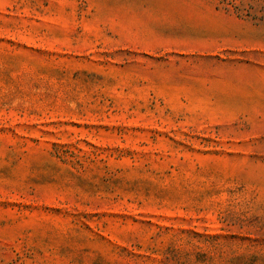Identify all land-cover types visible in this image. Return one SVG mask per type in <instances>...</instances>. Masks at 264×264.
Listing matches in <instances>:
<instances>
[{
	"label": "rangeland",
	"instance_id": "374dc122",
	"mask_svg": "<svg viewBox=\"0 0 264 264\" xmlns=\"http://www.w3.org/2000/svg\"><path fill=\"white\" fill-rule=\"evenodd\" d=\"M0 264H264V0H0Z\"/></svg>",
	"mask_w": 264,
	"mask_h": 264
}]
</instances>
